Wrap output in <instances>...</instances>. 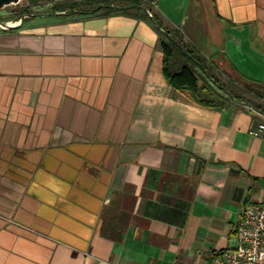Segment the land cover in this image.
I'll return each mask as SVG.
<instances>
[{
  "label": "crops",
  "instance_id": "1",
  "mask_svg": "<svg viewBox=\"0 0 264 264\" xmlns=\"http://www.w3.org/2000/svg\"><path fill=\"white\" fill-rule=\"evenodd\" d=\"M140 1L0 30V264H209L264 202V0ZM152 18L241 101L170 84Z\"/></svg>",
  "mask_w": 264,
  "mask_h": 264
},
{
  "label": "trees",
  "instance_id": "2",
  "mask_svg": "<svg viewBox=\"0 0 264 264\" xmlns=\"http://www.w3.org/2000/svg\"><path fill=\"white\" fill-rule=\"evenodd\" d=\"M150 7L140 0H71L61 1L52 5L54 11H67L69 14H86L104 12L106 15L114 12L129 13L131 9L141 10ZM98 9L97 11H95ZM163 32H161V47L164 50L163 74L170 84L176 88L189 90L188 98L201 107H217L222 100L215 99L213 89H219L226 99L241 101L240 97L228 86L208 72L206 61L193 49L184 43L182 35L175 30L164 28L158 20L152 18ZM188 54V55H187ZM199 66L203 71H199ZM200 76L202 79H200ZM216 87V88H215ZM213 88V89H212ZM257 108V107H256Z\"/></svg>",
  "mask_w": 264,
  "mask_h": 264
},
{
  "label": "built area",
  "instance_id": "3",
  "mask_svg": "<svg viewBox=\"0 0 264 264\" xmlns=\"http://www.w3.org/2000/svg\"><path fill=\"white\" fill-rule=\"evenodd\" d=\"M248 131L264 139V122L251 124ZM235 231V247L212 253L209 264H264V202L245 204Z\"/></svg>",
  "mask_w": 264,
  "mask_h": 264
},
{
  "label": "rangeland",
  "instance_id": "4",
  "mask_svg": "<svg viewBox=\"0 0 264 264\" xmlns=\"http://www.w3.org/2000/svg\"><path fill=\"white\" fill-rule=\"evenodd\" d=\"M53 2L54 0H13L0 5V30L11 29L4 28V25H15L20 19L27 21L34 15L52 13L54 11L52 10ZM200 79H202L201 76ZM229 88L232 89V87ZM232 90L236 93L235 89Z\"/></svg>",
  "mask_w": 264,
  "mask_h": 264
},
{
  "label": "water",
  "instance_id": "5",
  "mask_svg": "<svg viewBox=\"0 0 264 264\" xmlns=\"http://www.w3.org/2000/svg\"><path fill=\"white\" fill-rule=\"evenodd\" d=\"M10 1H13V0H0V5H2V4H4V3H7V2H10ZM140 9L142 10V11H144L149 17H151V14H150V12L147 10V8L146 7H140ZM98 9H96L95 11H97ZM94 12V11H93ZM22 21V19H20V21H19V23ZM19 23H17V24H15L14 26H9V25H4V28H12V27H15L16 25H18ZM156 28H157V30H159V31H161V32H163L162 31V29H160V27L158 26V25H156ZM188 55V54H187ZM198 67H199V69L201 70V71H203L204 69H203V67H201V66H199L198 65ZM204 72V71H203ZM253 110H254V112H256V113H258L259 115L261 114V115H264V112H261V111H259V110H257V109H255V108H253Z\"/></svg>",
  "mask_w": 264,
  "mask_h": 264
},
{
  "label": "bare ground",
  "instance_id": "6",
  "mask_svg": "<svg viewBox=\"0 0 264 264\" xmlns=\"http://www.w3.org/2000/svg\"><path fill=\"white\" fill-rule=\"evenodd\" d=\"M7 25L12 26V24H7Z\"/></svg>",
  "mask_w": 264,
  "mask_h": 264
}]
</instances>
